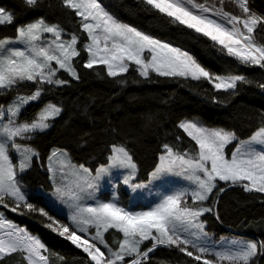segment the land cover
I'll return each mask as SVG.
<instances>
[{
  "label": "snow or ice",
  "instance_id": "snow-or-ice-1",
  "mask_svg": "<svg viewBox=\"0 0 264 264\" xmlns=\"http://www.w3.org/2000/svg\"><path fill=\"white\" fill-rule=\"evenodd\" d=\"M139 2L169 23L207 38L241 65L264 70V43L255 35L257 30H264V14L253 9L249 0ZM226 2L235 4L239 14L227 11ZM24 4L35 8L39 0H24ZM62 6L77 18L78 32L68 33L58 23H48L41 17L19 26L15 38H0V96L16 93L6 105L0 104V210L43 217L41 226L82 250L87 264H151L153 254L161 247L183 254L191 264H257L264 258V240L232 239L225 244L222 238L217 243L206 230L203 217L214 214L220 219L218 197L226 190L221 183L264 194V123L248 140H240L234 131L205 127L196 121L179 122L177 127L194 142L192 153H180L163 144L150 179L175 174L192 187L163 195L148 210L131 211L114 200H96L95 193L105 176L120 180L123 173L124 185L133 190L145 186L133 183L137 164L126 145L115 143L105 164L95 169L74 164L66 150H54L48 157L54 194L75 209L67 217L70 223L29 202L21 178L39 153L18 139L30 140L34 134L48 130L52 126L49 121L58 117L62 108L48 103L31 121H21L20 116L50 87L69 83L58 73L79 79L74 61L81 51L87 54L84 68L102 66L110 78L134 69L143 78L154 73L204 80L214 90L224 92L234 91L238 83H251L243 75L209 72L188 51L121 22L103 0H62ZM13 22L14 15L0 7V25ZM81 36L84 42L78 47ZM29 83L33 91L21 94L20 89ZM258 86L264 89V83ZM146 118L152 119L151 115ZM210 197L216 198L210 201ZM85 200L95 203L85 204ZM110 230L121 235L115 247L105 239ZM53 255L59 264H66L62 255L53 253L38 236L0 211V264L13 256L20 257V264H53Z\"/></svg>",
  "mask_w": 264,
  "mask_h": 264
},
{
  "label": "trees",
  "instance_id": "trees-1",
  "mask_svg": "<svg viewBox=\"0 0 264 264\" xmlns=\"http://www.w3.org/2000/svg\"><path fill=\"white\" fill-rule=\"evenodd\" d=\"M103 4L121 20L189 50L209 72L243 75L251 83H238L234 91L224 92L214 90L204 80L159 77L154 73L150 78H143L134 69L110 78L102 66L84 68L87 54L81 51L74 61L79 79L58 73L69 83L50 87L41 100L31 104L24 113L34 117L48 103L62 108L61 114L49 121L52 126L48 130L34 134L28 140L39 157L34 158L32 166L22 174L21 184L28 191L30 203L37 208L43 207L63 223H70L67 215L56 210L43 193L34 190L38 185L46 189L52 187L47 167L52 147L67 149L74 161L95 169L105 164L113 143L126 145L137 164L138 179L146 180L159 162L163 144H169L180 153H192L194 142L177 127L183 118H195L205 125L234 131L239 139L251 136L264 123V89L258 86L264 83V70L241 65L207 38L169 23L149 11L139 0H103ZM0 5L14 15L12 24L0 25V38L15 36L19 26L36 17L58 23L68 33L79 30L77 18L62 6V0H39V6L35 8L26 6L24 0H0ZM225 9L239 14L233 3L226 2ZM255 35L260 43H264V30H257ZM82 42L83 36L78 47H82ZM31 91L30 83L20 89L21 93ZM15 94L0 96V104L10 101ZM148 115L151 120L146 118ZM177 136L182 139L177 140ZM220 186L226 188L218 197L220 219L217 220L214 214H206L208 227L216 232L234 231L264 240V194L248 193L239 186L229 187L223 183ZM215 198L210 197V201ZM0 211L36 234L48 249L62 255L66 264H87L82 250L41 226L43 217ZM105 235L113 247L121 239L114 230ZM14 259V256L8 258L6 264H20ZM52 261L59 264L55 255ZM151 264H191V261L175 250L161 247L153 254ZM257 264H264V258Z\"/></svg>",
  "mask_w": 264,
  "mask_h": 264
},
{
  "label": "rangeland",
  "instance_id": "rangeland-1",
  "mask_svg": "<svg viewBox=\"0 0 264 264\" xmlns=\"http://www.w3.org/2000/svg\"><path fill=\"white\" fill-rule=\"evenodd\" d=\"M249 3H250V6L257 10L259 13L261 14H264V0H249ZM0 7H3L0 5ZM6 9V8H5ZM6 11L10 12L9 10L6 9ZM38 18H41V17H36L32 20H30L29 22H34L36 21ZM118 18V17H117ZM121 22H124V23H127L131 26H133L132 24L128 23V22H125L123 20H121L120 18H118ZM27 22V23H29ZM47 22V21H46ZM26 23V24H27ZM50 23V22H48ZM24 24V25H26ZM22 26V25H21ZM136 27V26H134ZM138 30H141L147 34H150L138 27H136ZM152 35V34H150ZM16 36V35H15ZM15 36H7V37H3V38H15ZM153 37L155 38H158L162 41H165V42H168V43H171L167 40H164L162 38H159L157 36H154L152 35ZM65 39L68 38V36H65L64 37ZM173 46H176V47H179L185 51H188L191 55H193L189 50L179 46V45H176L174 43H171ZM59 75V74H58ZM60 76V75H59ZM61 79H63L61 76H60ZM30 92H22L21 94H28ZM9 102V101H8ZM8 102L6 103H3V104H7ZM47 105V104H46ZM45 105V106H46ZM44 106V107H45ZM43 107V108H44ZM42 108V109H43ZM41 109V110H42ZM27 110V109H26ZM41 110L36 114V116L34 117H28L26 116L24 112L21 116H20V120L21 121H31L33 118L35 117H38ZM181 121H196V122H199V124L205 126V127H209V128H222L220 126H208V125H205L204 123H202L200 120L198 119H195V118H183ZM180 121V122H181ZM6 122V120L4 121ZM225 129V128H223ZM227 130V129H225ZM258 130V129H257ZM231 131V130H230ZM251 136L245 138V139H240V140H248ZM18 142L20 143H23V144H26V145H30L32 146L35 150L36 148L28 141V140H24V141H20L18 139ZM232 146H229V149H231ZM54 150H66L71 161L76 164V165H80L82 163H78L76 161H74L71 157V155L69 154L68 150L65 149V148H62V147H52L51 150H50V153L48 155V157L51 155V153L54 151ZM37 151V150H36ZM181 153H184V152H181ZM191 154V153H189ZM48 157H47V167H48V164H49V161H48ZM58 159H61L60 157H58ZM15 163L18 164V159H15L14 160ZM135 162V161H134ZM84 165V164H83ZM103 165V164H101ZM99 165V166H101ZM86 166V165H85ZM98 166V167H99ZM88 167V166H86ZM90 168V167H89ZM91 169V168H90ZM155 170V169H154ZM152 170V172L154 171ZM117 170H113V172L115 173ZM137 172H138V168H137ZM122 174L121 173V179L120 180H117V179H114L113 176H105L101 181H100V188H99V191H97L95 193V196H96V200L99 201V202H109V201H115L119 204V206L121 207H124L128 210H131V211H145V210H148L151 206H154L155 203H158L159 202V199L163 196V195H166V194H170L171 192L173 191H176V190H180V189H191L192 185L189 183V181L185 180L182 176H178V175H175V174H164V175H161L159 178L157 179H150V176L146 179V180H140L138 179L137 175H136V178L135 180L133 181V183H138V184H143L145 185L144 187L142 188H138V189H135L133 190L132 188L124 185L122 183ZM51 175V174H50ZM57 179L59 181L60 177L59 175L57 176ZM52 183V181H51ZM23 190L25 191V193L27 194L28 196V191L25 190V188L22 186ZM35 191L37 192H40V193H43L47 199V201L56 209L58 210L60 213H63L65 215H67V217L69 215H71L75 209L74 208H70L69 205L67 203H64L62 202L55 194V189H54V186H53V183H52V187L50 189H46L43 185H38L36 186V188L34 189ZM85 204H93L95 203V201H92V200H85L84 201ZM208 203V202H206ZM4 215V213H3ZM5 216V215H4ZM203 219H205L203 217ZM206 220V219H205ZM207 222V220H206ZM20 225V224H19ZM21 227H24V226H21ZM206 230L209 232L210 236H211V239L213 241H216L217 243L221 242V239L223 238V242L225 244H227L228 241L232 240V239H247V240H257L251 236H248V235H244V234H241V233H237V232H234V231H226V232H216L214 230H211L209 227H208V222L206 224ZM94 231V230H92ZM31 233V232H30ZM33 234V233H31ZM33 235H36V234H33ZM37 236V235H36ZM105 239L106 241L111 245L113 246L109 241L108 239L106 238V235H105ZM103 250V249H102Z\"/></svg>",
  "mask_w": 264,
  "mask_h": 264
},
{
  "label": "crops",
  "instance_id": "crops-1",
  "mask_svg": "<svg viewBox=\"0 0 264 264\" xmlns=\"http://www.w3.org/2000/svg\"><path fill=\"white\" fill-rule=\"evenodd\" d=\"M7 218V217H6ZM7 219H9V218H7ZM9 220H11V219H9ZM11 221H13V220H11ZM16 223V222H15ZM17 225H19L18 223H16ZM19 226H23V225H19ZM25 227V226H24ZM30 232V231H29ZM14 260L15 261H19L20 262V257L19 256H14Z\"/></svg>",
  "mask_w": 264,
  "mask_h": 264
}]
</instances>
